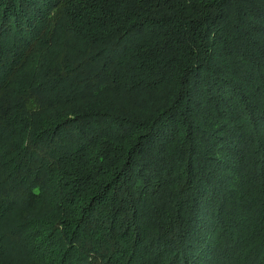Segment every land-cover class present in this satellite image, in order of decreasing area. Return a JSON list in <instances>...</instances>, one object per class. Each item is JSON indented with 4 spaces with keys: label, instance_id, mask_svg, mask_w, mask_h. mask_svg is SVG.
<instances>
[{
    "label": "trees",
    "instance_id": "trees-1",
    "mask_svg": "<svg viewBox=\"0 0 264 264\" xmlns=\"http://www.w3.org/2000/svg\"><path fill=\"white\" fill-rule=\"evenodd\" d=\"M200 261L264 264V0H0V264Z\"/></svg>",
    "mask_w": 264,
    "mask_h": 264
},
{
    "label": "rangeland",
    "instance_id": "rangeland-1",
    "mask_svg": "<svg viewBox=\"0 0 264 264\" xmlns=\"http://www.w3.org/2000/svg\"><path fill=\"white\" fill-rule=\"evenodd\" d=\"M137 99H141V97H140V94H139V96H137ZM131 111H134V112H137V109H133L132 108V110ZM144 112V111H143ZM155 149V148H154ZM159 154H161V153H159ZM159 163V165L157 166L158 168H161V170L159 171L158 169H157V172L159 173L158 175H159V180H160V182H161V184H162V180H163V178H164V174L166 173V172H164L165 170L167 171L168 169H169V167L171 166L172 167V163H171V156L169 155V154H167V153H164V156H162V158H161V160L158 162ZM175 166V165H174ZM173 166V168H171L172 169V171H174V170H176V172H177V176H179V168H175ZM198 169V168H197ZM182 172L185 174L186 172H185V170H184V168H182ZM147 173H150V171L149 172H147ZM225 173H226V171L225 170H222V169H218L217 170V174H223L224 175V177H225ZM153 176H156V175H153ZM153 176H151V177H153ZM151 177H149V178H151ZM160 186V185H159ZM172 187V189H173V191H175L176 190V188H177V186H174V185H172V184H166V188H168V189H170ZM223 194V193H222ZM221 194V195H222ZM191 198V200L192 199H194L193 198V191H191V193H190V195H189V197H188V199H190ZM172 200H174V201H176V203H179V205L183 202V203H188V204H191V201H188L187 202V200H181L180 198H179V196L178 197H176V198H173ZM188 215H191V212H188L187 213ZM199 224V223H198ZM206 235H209V236H211V234H209V233H206ZM151 246V245H150ZM173 250H175V249H169V250H164L163 248H161V247H159V246H151V252H150V254L149 253H147V252H145L146 251V249L144 248V251L143 250H138V251H136V253H137V255H138V252H144L145 253V255L148 257V256H158V254L159 253H164L163 254V256H164V258L165 259H167V258H169L170 257V255H173ZM180 250H181V248H180ZM165 251V252H164ZM177 253V252H176ZM202 253H203V255H204V252L202 251ZM175 255V254H174ZM176 257L179 259V257H181V252L177 255L176 254ZM165 262H167L166 260H164V263ZM178 264H182L181 262H179ZM198 264H199V262H198ZM200 264H204L203 263V261H200ZM207 264V263H206Z\"/></svg>",
    "mask_w": 264,
    "mask_h": 264
}]
</instances>
